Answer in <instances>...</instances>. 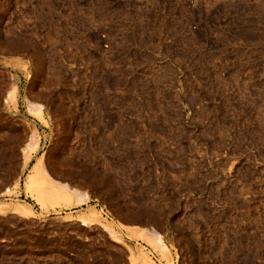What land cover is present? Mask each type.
Masks as SVG:
<instances>
[{"label": "rangeland", "instance_id": "1", "mask_svg": "<svg viewBox=\"0 0 264 264\" xmlns=\"http://www.w3.org/2000/svg\"><path fill=\"white\" fill-rule=\"evenodd\" d=\"M0 264H264V0H0Z\"/></svg>", "mask_w": 264, "mask_h": 264}, {"label": "bare ground", "instance_id": "2", "mask_svg": "<svg viewBox=\"0 0 264 264\" xmlns=\"http://www.w3.org/2000/svg\"><path fill=\"white\" fill-rule=\"evenodd\" d=\"M27 158H28V156H27ZM34 166H35V167H34L33 169H34L35 172H36V169L38 170V168H36V166L38 167L39 165H34ZM39 170H41V169L39 168ZM41 171H43V169H42ZM37 172H38V171H37ZM37 172H36V173H37ZM39 173H40V172H39ZM39 173H38L37 175H35V176L37 177V176L39 175ZM40 174H42V176H44L42 172H41ZM33 176H34V175H33ZM33 176H31L32 178H30V180H32V182H30V180H29V185L32 183V184L29 186V188H33V189L35 188L36 190L39 191V189H42V187H43V186H41V185L43 184L42 182H41L40 185L38 184V183H40L39 181H42V179L40 178L41 175H40V177L37 178V181H36V177H35V176L33 177ZM34 178H35V179H34ZM46 178H47V177H45V181H46ZM39 179H40V180H39ZM47 179H48V178H47ZM33 180H35V182H34ZM48 181H49V180H48ZM33 183H35V184H33ZM27 185H28V184H27ZM32 185H33V186L35 185V187H33ZM36 186H39V187H41V188L38 187L39 189H37ZM46 186H47V185H46ZM33 189H30V190H33ZM45 189H46V188H45ZM42 190H43V189H42ZM56 191L58 192L59 190H56ZM40 192H41V190H40ZM66 192H67V191H66ZM41 193H42V192H41ZM59 193L61 194V192H59ZM39 194H40V193H39ZM56 194H57V193H56ZM61 195L64 196V197H66L65 199H66L67 201L71 202V201H70V197H69L70 195H69V194H66V195H69V196H66V195L63 194V193H62ZM36 196H37V197H36L37 201L41 202L42 200H41V198L39 197L38 192H37V195H36ZM41 197H42V195H41ZM44 198H45V197H44ZM42 199H43V198H42ZM71 200H72V199H71ZM77 201H78V200H77ZM75 204H76V203H75ZM21 208H22V207H21ZM21 208L18 206V207L14 208V209H16L15 211H18V212L21 213V211L24 210V209L22 210ZM12 211H13V210H12ZM25 211H26V210H25ZM22 214H23V213H22ZM25 214H26V212H25ZM81 220H82L83 222H86V223L90 221L87 217H84V216L81 217Z\"/></svg>", "mask_w": 264, "mask_h": 264}]
</instances>
